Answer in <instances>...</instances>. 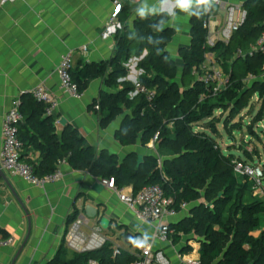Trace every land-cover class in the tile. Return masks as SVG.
I'll return each mask as SVG.
<instances>
[{"label": "trees", "instance_id": "obj_1", "mask_svg": "<svg viewBox=\"0 0 264 264\" xmlns=\"http://www.w3.org/2000/svg\"><path fill=\"white\" fill-rule=\"evenodd\" d=\"M243 7L246 18L230 40L208 45L203 22L211 9L198 2L190 21V44L179 52L180 69L166 50L174 32L169 18L160 13L138 16L129 29L124 23L125 7H120L112 56L99 63L72 67V80L81 93L96 78H102L110 90L101 91L93 103L101 113V126L125 115L115 131V140L122 146L137 142L145 145L157 134L154 147L161 159L150 155L139 162L135 153H129L120 161L117 154L107 150L97 153L71 126L59 135L54 115H46L44 105L28 93L19 98L24 119L16 126L23 148L38 151L39 159L26 160L21 152V160L43 176L65 159L73 169L99 178L113 177L118 189L131 187L133 193L158 184L177 210L183 202L190 204L184 217L169 224L168 240L173 245H179L183 237L196 241L200 264H264V199L253 194V182L247 176L235 173V161L242 159L225 153L214 138L218 132L216 111L229 109L225 119L230 124L253 95L264 108V51H253L264 34V0H244ZM208 53L228 78L224 89L214 94L199 79L201 73H194ZM132 57L138 59L135 68L140 72L135 83L125 80L126 64ZM136 84L152 90L153 97L147 100ZM260 119L261 111L251 123ZM248 130L253 132L251 124ZM78 213L74 210L68 223ZM190 251L192 247L186 244L180 252ZM134 259L127 248L118 247L116 251L107 240L98 249L70 255L62 245L46 264H88L90 260L133 264Z\"/></svg>", "mask_w": 264, "mask_h": 264}, {"label": "crops", "instance_id": "obj_2", "mask_svg": "<svg viewBox=\"0 0 264 264\" xmlns=\"http://www.w3.org/2000/svg\"><path fill=\"white\" fill-rule=\"evenodd\" d=\"M114 1L125 7L124 23L129 29L133 28L138 16L149 13L166 15L169 26L174 30L166 50L182 67L179 52L190 44V21L199 0H191L186 6H181L178 0L0 1V149L1 122L12 100L42 84L56 103L53 115L57 134L71 126L97 153L107 150L117 154L120 161L129 153H135L139 162L150 155L162 158L149 142L122 146L115 140V131L125 115H120L105 127L101 126V113L98 105L93 103L101 91H110L102 78L91 80L80 98L69 96L59 86L56 69L66 53H71L73 67L99 63L112 56L116 31L105 34V30L115 10ZM226 1L243 3L244 0ZM210 18L216 20L218 27L221 25L222 15L215 9ZM137 60L132 57L126 64L128 74L125 80L132 83L140 73L135 68ZM22 155L34 162L39 159V152L32 148H23ZM0 168L5 177L0 178V236L14 239L11 246L0 247V264H46L62 245L69 255L75 252L69 238L72 222L68 223L67 219L74 210L84 213V199L98 208L99 217L107 219L106 228H100L96 219L88 220L89 228L98 226L114 247L127 248L133 253L136 241L151 242L155 249L163 250L171 264H184L183 259H199L198 243L190 245L191 253L185 254L180 252L181 247L186 245V241L188 244L194 241L190 237H183L179 245H173L170 240H158L153 226L141 223L116 194L101 185L99 177L87 171L62 164L60 180L36 187L5 171L1 164ZM124 190L129 192L131 187H124ZM187 212H180L170 222L179 221ZM84 231L90 233L88 229ZM123 232L135 234V242L126 245ZM27 236L24 248L14 260Z\"/></svg>", "mask_w": 264, "mask_h": 264}, {"label": "built area", "instance_id": "obj_3", "mask_svg": "<svg viewBox=\"0 0 264 264\" xmlns=\"http://www.w3.org/2000/svg\"><path fill=\"white\" fill-rule=\"evenodd\" d=\"M1 3L14 2L16 0H0ZM115 10L110 15L105 34L116 31L120 27L117 18V12L121 7L118 1H114ZM210 14L215 9L222 15V23L218 27L216 20L209 17L203 22V27L207 32V44L213 45L216 41L221 40L227 43L233 33L238 30L246 18V10L243 3H230L226 0H210ZM85 50V48H84ZM253 51H264V34L258 39L256 47ZM72 57L68 52L63 55L56 69L58 82L61 90L74 98H80L81 92L78 86L73 82L71 69ZM194 73H201L198 77L206 87H211L212 93H216L224 89L228 78L222 71L220 65L214 60L213 55L208 53L205 55L204 62L199 69H194ZM253 77L250 76L249 80ZM136 88L145 94L146 99L150 100L154 92L136 84ZM31 96L44 105V113L52 115L55 108V101L51 92L44 85H37L30 91ZM201 99L203 96L200 97ZM20 99L15 98L11 102V106L2 118L1 122V149L0 164L1 167L18 176L27 183L36 187H44L46 184L56 182L62 178L60 166L66 164V160L62 159L57 162L56 169L43 176H38L34 167L21 160V152L23 144L18 137L16 123L23 121L20 113ZM158 135L155 134L150 140V145L154 147ZM234 171L239 176H247L253 182V194L260 197L263 170L261 166L249 164L245 160H236ZM100 183L108 190L117 195L118 199L126 204L138 220L145 224L151 225L155 230V237L160 241H168L170 219L177 216L182 211H187L190 204L181 203L179 210L173 205L171 198L164 195L163 190L158 184H150L142 187L136 193L132 190L125 191L124 188L118 189L115 185L113 177L100 178ZM84 229H88L90 233H86ZM70 245L76 252L95 250L100 248L106 241V237L101 234L98 226L89 228L88 219L82 212L78 213L71 224L69 232ZM14 243V239L10 236H0V247H8ZM117 251L118 247H114ZM135 256L133 264H171L169 257L161 249H155L151 242L143 243L142 246L136 244L133 251ZM184 264H200L199 259H183ZM88 264H98L94 260L88 261Z\"/></svg>", "mask_w": 264, "mask_h": 264}, {"label": "rangeland", "instance_id": "obj_4", "mask_svg": "<svg viewBox=\"0 0 264 264\" xmlns=\"http://www.w3.org/2000/svg\"><path fill=\"white\" fill-rule=\"evenodd\" d=\"M206 7H210V0L205 4ZM179 69L181 68L178 66ZM181 72H178V79ZM190 76L185 75V79L189 80ZM262 112V119L251 123L252 118L256 113ZM230 112L229 109H223L215 112L218 119L216 125L217 134L214 135L216 141L219 143L221 149L225 153H232L236 157L245 160L249 164H255L261 166L264 169V108H262V102L257 95H253L246 108H239L237 115L228 124L226 122V116ZM251 124L253 132H249L248 126ZM261 195L264 199V179H262ZM100 228H106L107 222L96 223ZM262 226L264 227V216L262 218ZM258 232H255L257 234ZM138 239V237H137ZM135 242V241H134ZM188 244V241L185 242ZM188 245H197L196 241H192ZM190 252L185 254H190ZM178 264V263H177Z\"/></svg>", "mask_w": 264, "mask_h": 264}, {"label": "water", "instance_id": "obj_5", "mask_svg": "<svg viewBox=\"0 0 264 264\" xmlns=\"http://www.w3.org/2000/svg\"><path fill=\"white\" fill-rule=\"evenodd\" d=\"M243 23H244V22H243ZM243 23H242V24H243ZM144 54H145V52L143 53V55H144ZM143 55H142V56H143ZM134 81H135V79H134ZM0 178L5 179L4 174H3L1 168H0ZM10 191L13 193V195H15L14 192H13V190H12L11 188H10ZM82 210H83V212H84L83 215H84L88 220H94V219H96V221L99 220L100 222H102V221L105 220V221L107 222V219H106L105 217H99L100 215H99V213H98V208L95 207V206H93V205H91V204H89V203H86V202H85V199L82 201ZM27 239H28V236L25 238V240L23 241L21 247H20L19 250L17 251V253H16L15 257H14V260L17 259V257H18L19 254L21 253V251H22V249L24 248V245H25ZM134 239H135V234L128 232V233H126L125 236H124V243H125L126 245H130V244H132V242L134 241Z\"/></svg>", "mask_w": 264, "mask_h": 264}, {"label": "clouds", "instance_id": "obj_6", "mask_svg": "<svg viewBox=\"0 0 264 264\" xmlns=\"http://www.w3.org/2000/svg\"><path fill=\"white\" fill-rule=\"evenodd\" d=\"M191 2V0H178V3L181 5V6H186L187 4H189ZM199 2L201 4H207L208 3V0H199ZM136 243L140 246H142L143 242H140V241H136Z\"/></svg>", "mask_w": 264, "mask_h": 264}]
</instances>
